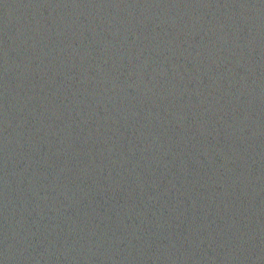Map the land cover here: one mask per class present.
<instances>
[{
    "label": "water",
    "instance_id": "water-1",
    "mask_svg": "<svg viewBox=\"0 0 264 264\" xmlns=\"http://www.w3.org/2000/svg\"><path fill=\"white\" fill-rule=\"evenodd\" d=\"M0 264H264V0H0Z\"/></svg>",
    "mask_w": 264,
    "mask_h": 264
}]
</instances>
